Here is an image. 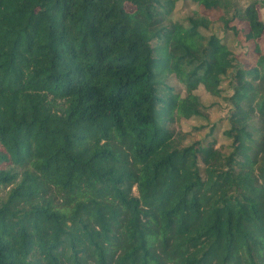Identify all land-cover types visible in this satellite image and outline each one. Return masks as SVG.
Wrapping results in <instances>:
<instances>
[{
  "label": "trees",
  "instance_id": "trees-1",
  "mask_svg": "<svg viewBox=\"0 0 264 264\" xmlns=\"http://www.w3.org/2000/svg\"><path fill=\"white\" fill-rule=\"evenodd\" d=\"M178 1L0 0V264H264V0Z\"/></svg>",
  "mask_w": 264,
  "mask_h": 264
},
{
  "label": "rangeland",
  "instance_id": "rangeland-1",
  "mask_svg": "<svg viewBox=\"0 0 264 264\" xmlns=\"http://www.w3.org/2000/svg\"><path fill=\"white\" fill-rule=\"evenodd\" d=\"M250 0H240L243 5H246ZM126 7L128 9H132L133 7L130 4H127ZM196 8V6L190 2L189 0L183 1L180 0L176 3V7L173 12V18H183L186 15L192 13V11ZM261 13V17L264 18V8L259 9ZM212 18L215 16V13H211ZM217 25H214L216 28ZM243 26V25H241ZM231 44L233 42L231 41ZM261 44L264 47V40H261ZM249 47V54L241 56L240 58L246 62L247 66L253 65L254 62V43H247ZM177 85V84H175ZM179 85H177V88ZM184 93V90H182ZM196 95H198L201 103L208 108L204 110L206 118L200 119H189L182 120L180 125H178V129L182 133H186L187 138L185 139V143L188 144L190 142L195 141L201 137H204L208 131H210V127L214 122L219 121L220 118L224 117L226 113L225 103L222 98L216 97L208 93V91L204 88L203 85H200L197 90H195ZM223 126L215 131V136L217 138L218 145L224 142V137L222 135ZM4 189L0 188V195L4 194Z\"/></svg>",
  "mask_w": 264,
  "mask_h": 264
}]
</instances>
